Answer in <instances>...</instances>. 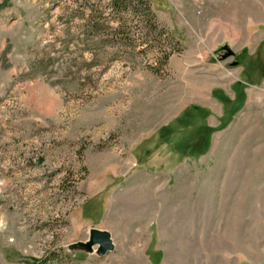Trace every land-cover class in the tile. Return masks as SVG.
<instances>
[{"label":"rangeland","instance_id":"374dc122","mask_svg":"<svg viewBox=\"0 0 264 264\" xmlns=\"http://www.w3.org/2000/svg\"><path fill=\"white\" fill-rule=\"evenodd\" d=\"M150 1L160 74L109 0H0V264H264V0Z\"/></svg>","mask_w":264,"mask_h":264},{"label":"trees","instance_id":"16d2710c","mask_svg":"<svg viewBox=\"0 0 264 264\" xmlns=\"http://www.w3.org/2000/svg\"><path fill=\"white\" fill-rule=\"evenodd\" d=\"M108 5L111 9L109 15L113 20L121 23V27L118 28L119 32H125L122 27L126 20L130 19L135 23V26L127 32L136 35L134 38L137 40H132V36H130L129 40H123L124 44H119V46H132L133 43H136L142 47V51L148 50L151 53H156L158 65L153 71L160 74L169 63L170 56L175 52H180L182 48L169 30L159 23L151 1L109 0ZM97 15L98 13L95 12V17ZM91 28L96 32L103 31V23L100 19L92 21Z\"/></svg>","mask_w":264,"mask_h":264},{"label":"water","instance_id":"95a60500","mask_svg":"<svg viewBox=\"0 0 264 264\" xmlns=\"http://www.w3.org/2000/svg\"><path fill=\"white\" fill-rule=\"evenodd\" d=\"M224 49L226 50V53L222 56L224 59L234 55V51L231 50L228 46H225ZM95 244L99 246V255H105L108 251H111L114 248L111 234L108 231L99 229H92L90 241L86 245L92 246Z\"/></svg>","mask_w":264,"mask_h":264}]
</instances>
